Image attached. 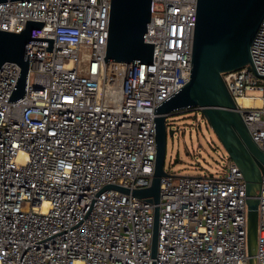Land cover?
Here are the masks:
<instances>
[{
	"label": "built area",
	"instance_id": "2783aa9c",
	"mask_svg": "<svg viewBox=\"0 0 264 264\" xmlns=\"http://www.w3.org/2000/svg\"><path fill=\"white\" fill-rule=\"evenodd\" d=\"M109 8L110 0L0 2V29L43 20L31 36L53 38L52 54L28 43L15 101L7 97L19 66H0V264H248L245 180L230 158L216 175L166 171L158 203L130 192L152 180L155 107L189 78L196 0H151L152 63L104 60ZM250 54L251 65L221 76L264 152V15ZM258 192L253 258L264 264V174Z\"/></svg>",
	"mask_w": 264,
	"mask_h": 264
},
{
	"label": "water",
	"instance_id": "95a60500",
	"mask_svg": "<svg viewBox=\"0 0 264 264\" xmlns=\"http://www.w3.org/2000/svg\"><path fill=\"white\" fill-rule=\"evenodd\" d=\"M150 6L151 0H110L106 62L152 63L153 42L144 40ZM263 15L264 0H196L189 78L180 89L155 107L156 152L152 180L149 186L130 191L136 197L158 203L160 178L167 174L163 168L166 138L167 134L174 132L167 126V118L181 110L199 109L244 176L248 264H255L257 196L261 175L264 174V152L252 140L221 72L248 63L251 65L250 44ZM42 24L43 20L26 19L19 32L0 29V66L5 62H15L19 66L8 101H15L25 93L30 65L28 43H47L45 54H52L53 38L30 34L32 28H40ZM103 188L129 192L127 187L116 184H107ZM157 234L158 206H155L152 256L156 253Z\"/></svg>",
	"mask_w": 264,
	"mask_h": 264
},
{
	"label": "rangeland",
	"instance_id": "374dc122",
	"mask_svg": "<svg viewBox=\"0 0 264 264\" xmlns=\"http://www.w3.org/2000/svg\"><path fill=\"white\" fill-rule=\"evenodd\" d=\"M250 93L261 95L259 91ZM167 126L174 132L166 138L165 171L181 175H216L228 164L225 148L199 109L173 113L167 118Z\"/></svg>",
	"mask_w": 264,
	"mask_h": 264
},
{
	"label": "bare ground",
	"instance_id": "6f19581e",
	"mask_svg": "<svg viewBox=\"0 0 264 264\" xmlns=\"http://www.w3.org/2000/svg\"><path fill=\"white\" fill-rule=\"evenodd\" d=\"M239 101L241 102V103H244V104H251V103H256V104H258L259 103V100L257 99V100H255L254 102H253V100L251 99V98H249V97H240L239 98Z\"/></svg>",
	"mask_w": 264,
	"mask_h": 264
},
{
	"label": "clouds",
	"instance_id": "9594fccd",
	"mask_svg": "<svg viewBox=\"0 0 264 264\" xmlns=\"http://www.w3.org/2000/svg\"><path fill=\"white\" fill-rule=\"evenodd\" d=\"M63 167H64V169H65V173H67L68 171L71 170V167H72V166H71L70 164H64Z\"/></svg>",
	"mask_w": 264,
	"mask_h": 264
}]
</instances>
